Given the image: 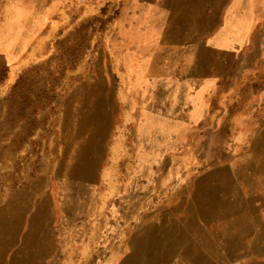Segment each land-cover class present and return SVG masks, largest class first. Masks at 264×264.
<instances>
[{
    "label": "rangeland",
    "instance_id": "1",
    "mask_svg": "<svg viewBox=\"0 0 264 264\" xmlns=\"http://www.w3.org/2000/svg\"><path fill=\"white\" fill-rule=\"evenodd\" d=\"M219 1L0 0V233L110 264L181 168L259 150L264 0Z\"/></svg>",
    "mask_w": 264,
    "mask_h": 264
},
{
    "label": "crops",
    "instance_id": "2",
    "mask_svg": "<svg viewBox=\"0 0 264 264\" xmlns=\"http://www.w3.org/2000/svg\"><path fill=\"white\" fill-rule=\"evenodd\" d=\"M183 1L186 11L181 14L199 18L220 5L219 0ZM226 1V15L242 14L233 7L235 0ZM229 22L241 25L235 17ZM183 23L176 26L182 29ZM234 122L227 125L230 138L235 136ZM258 143L257 152L232 155L204 167L190 162V167L181 168L186 182L176 185L178 189L160 209L132 221L125 246L104 254L106 260L110 264H264V132ZM0 264H74V260H60L58 248L44 247L43 234L31 230L0 233Z\"/></svg>",
    "mask_w": 264,
    "mask_h": 264
},
{
    "label": "bare ground",
    "instance_id": "3",
    "mask_svg": "<svg viewBox=\"0 0 264 264\" xmlns=\"http://www.w3.org/2000/svg\"><path fill=\"white\" fill-rule=\"evenodd\" d=\"M101 133V132H100Z\"/></svg>",
    "mask_w": 264,
    "mask_h": 264
}]
</instances>
